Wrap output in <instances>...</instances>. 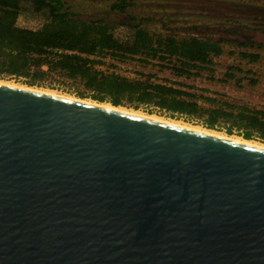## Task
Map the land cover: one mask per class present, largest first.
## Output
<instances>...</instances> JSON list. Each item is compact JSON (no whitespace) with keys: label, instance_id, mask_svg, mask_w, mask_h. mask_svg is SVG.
<instances>
[{"label":"water","instance_id":"water-1","mask_svg":"<svg viewBox=\"0 0 264 264\" xmlns=\"http://www.w3.org/2000/svg\"><path fill=\"white\" fill-rule=\"evenodd\" d=\"M0 264H264V149L0 84Z\"/></svg>","mask_w":264,"mask_h":264},{"label":"trees","instance_id":"trees-1","mask_svg":"<svg viewBox=\"0 0 264 264\" xmlns=\"http://www.w3.org/2000/svg\"><path fill=\"white\" fill-rule=\"evenodd\" d=\"M127 3L119 1L110 11L123 13ZM43 14L45 23L32 30L17 26L20 13ZM130 33L122 40L107 20H82L65 8L63 0H0V74L41 80L59 74L79 82L89 97L114 107L152 104L170 115L199 118L207 129L228 124L226 133L236 129L245 140L254 136L264 142V107L250 108L223 100V94L201 89L183 82L137 72L130 79L113 72H104L99 58L109 55L135 58L142 64L158 61L159 71L191 79L204 72L212 74V59L222 54L218 41L153 35L139 24L126 25ZM257 60L258 56L242 54ZM235 67H229L221 82L235 78ZM209 76V80H212ZM188 89V90H186Z\"/></svg>","mask_w":264,"mask_h":264},{"label":"rangeland","instance_id":"rangeland-1","mask_svg":"<svg viewBox=\"0 0 264 264\" xmlns=\"http://www.w3.org/2000/svg\"><path fill=\"white\" fill-rule=\"evenodd\" d=\"M119 1H125L127 7L123 13L112 12L110 7ZM65 8L82 20L104 19L114 25V33L122 40L130 33L126 25L139 24L153 35L172 36L176 39L199 38L220 42L222 54L214 57L213 73H202L198 78L182 79L164 70L159 71V62L153 60L142 64L135 58L109 55L99 58L102 65L97 68L104 72H113L130 79L138 78L137 72L154 74L159 78H168L195 86L191 91L206 96L201 89L223 94V100L250 108L264 107V0H63ZM46 17L43 14L22 12L16 24L21 28L36 30L42 27ZM242 54L258 56L253 61ZM229 67H235V78L223 83ZM212 76V80H209ZM0 81L14 85L53 91L76 100L93 101L84 87L77 81H71L59 74H51L41 80L0 74ZM188 90V89H186ZM95 102V101H94ZM109 104V103H108ZM138 111L145 115L156 116L164 120L178 121L195 127L207 129L202 119L184 118L170 115L152 105H138ZM228 124H217L212 130L225 136L242 138L234 129L231 135L226 133ZM243 139V138H242ZM245 140V139H244ZM251 141L264 144L254 136Z\"/></svg>","mask_w":264,"mask_h":264},{"label":"bare ground","instance_id":"bare-ground-1","mask_svg":"<svg viewBox=\"0 0 264 264\" xmlns=\"http://www.w3.org/2000/svg\"><path fill=\"white\" fill-rule=\"evenodd\" d=\"M0 84L27 88V89H30V90L40 91V92H44V93H48V94H53V95H57V96H61V97L69 98V99H73V98L68 97V96H64V95H60V94L58 95L57 93H55L53 91L14 85V84L7 83V82H4V81H0ZM73 100H76V99H73ZM80 101L85 102V103L95 104V105L102 106V107H105V108L116 109V110H119V111H122V112H125V113H128V114H132V115L140 116V117H143V118L155 120V121H158V122H163V123L179 126V127H182V128H186V129H189V130L196 131V132L209 134V135L216 136V137H219V138H225V139L233 140V141H236V142H239V143L247 144L249 146H254V147H258V148L264 149V144H260L258 142H254V141H251V140H244V139L236 137V136H225V135H223L221 133H218V132H215V131H212V130L203 129L201 127H195V126H191V125H187V124H182V123H180L178 121L164 120V119L158 118L156 116L145 115V114H142V113H140L138 111L126 109V108H123V107H114V106H112L111 104H108V103H98V102H94V101H90V100L89 101L88 100H80Z\"/></svg>","mask_w":264,"mask_h":264}]
</instances>
